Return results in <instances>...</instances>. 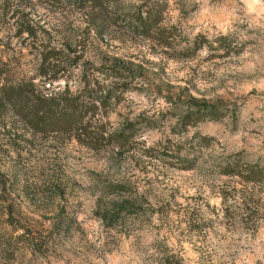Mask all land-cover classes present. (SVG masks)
Segmentation results:
<instances>
[{
  "label": "rangeland",
  "instance_id": "1",
  "mask_svg": "<svg viewBox=\"0 0 264 264\" xmlns=\"http://www.w3.org/2000/svg\"><path fill=\"white\" fill-rule=\"evenodd\" d=\"M58 64L62 88L132 85L72 132L0 114V264H264V26L240 0L0 1L2 79Z\"/></svg>",
  "mask_w": 264,
  "mask_h": 264
},
{
  "label": "trees",
  "instance_id": "2",
  "mask_svg": "<svg viewBox=\"0 0 264 264\" xmlns=\"http://www.w3.org/2000/svg\"><path fill=\"white\" fill-rule=\"evenodd\" d=\"M6 1V0H0ZM84 5L100 0H78ZM18 29L21 35L27 34L28 39L37 35L38 30L31 21L23 20L18 22ZM48 47H40L39 50L45 55L46 61L54 60L58 48L48 50ZM49 51V52H48ZM69 55V52H68ZM48 64H43L45 67ZM50 72L37 71L32 78H22L18 81L3 80L0 73V114L11 109L28 126L35 130H62L72 132L78 125L85 124L89 115H95L101 107L108 106L112 100L124 98L125 89L132 85L131 82L117 84L118 90H103L96 87V82L86 80L81 83L78 89H73L70 83L56 85L58 74L67 72L70 67L64 69L58 65L49 66ZM111 74L122 75L120 68L111 67L107 70ZM50 73L53 77H49ZM38 76L41 79H38ZM44 77V78H42Z\"/></svg>",
  "mask_w": 264,
  "mask_h": 264
},
{
  "label": "clouds",
  "instance_id": "3",
  "mask_svg": "<svg viewBox=\"0 0 264 264\" xmlns=\"http://www.w3.org/2000/svg\"><path fill=\"white\" fill-rule=\"evenodd\" d=\"M240 2L250 20L257 26H264V0H240ZM204 17L209 18L208 10H205ZM237 18L235 10L227 8L222 9V15L214 17L225 31L233 26Z\"/></svg>",
  "mask_w": 264,
  "mask_h": 264
}]
</instances>
